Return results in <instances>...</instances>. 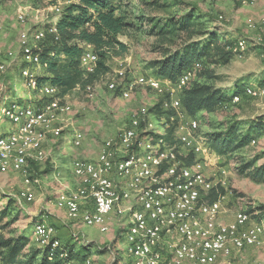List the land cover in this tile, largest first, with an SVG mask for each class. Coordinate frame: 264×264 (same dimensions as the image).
Listing matches in <instances>:
<instances>
[{"label": "built area", "instance_id": "1", "mask_svg": "<svg viewBox=\"0 0 264 264\" xmlns=\"http://www.w3.org/2000/svg\"><path fill=\"white\" fill-rule=\"evenodd\" d=\"M236 1L243 5L259 2ZM59 2L67 5L79 0ZM58 4L55 7L60 16L62 8ZM19 19L24 22V15L20 14ZM262 21L264 23V18ZM56 24L57 21L48 29L32 33L24 30L20 34V58L26 64L21 74L27 85L40 93V101L24 107H18L15 102L0 104V120L5 118L11 122L10 129L0 128V171L22 174L24 188L18 198L26 202L35 199L36 181L30 173V164L47 157L44 146L47 138H58L65 129H70L76 147L84 139L83 132L66 116L72 109L71 104L60 95L57 86L40 85L30 67V64H42L38 43L45 38L46 32L56 33ZM256 43H262V38ZM248 45L246 39H238L231 49L241 55ZM0 56L16 57L13 51L2 48ZM97 64V53L91 45L85 44L81 69L87 75ZM5 70V64L0 63V75ZM192 77V70L183 72L175 82L152 75H133L121 64L108 80L109 89H119L125 98L139 86L167 89L169 100L164 108L175 111L170 119L177 122L176 133L183 148L182 155L187 157L191 151L195 155L191 164L180 157L175 147L165 140L164 134H160L156 142H153L154 137L149 139L150 134L157 131L149 108L142 107L117 136L104 141L96 159H76L72 163L78 187L58 191L56 204L66 210L71 220L97 226L102 232L110 229L107 222L111 216L118 223L129 225L126 254L130 264H219L224 260L231 264L234 251L264 247V222H253L252 214L245 210L237 211L232 220L223 222L225 193L215 200L209 199L210 192L217 185L207 171L211 149L207 138L198 133L199 121L187 115L181 101V91ZM86 90L90 92L92 86H87ZM262 96L264 83H249L244 86L242 94L232 97L231 102L238 104L244 97ZM162 127L166 129L164 125ZM141 134H144L142 138ZM219 173L223 177L226 170L220 169ZM218 183L224 187L225 182L220 180ZM56 234L57 228L52 224L40 222L34 228V239L40 247H61L62 241ZM66 255L63 253L61 257ZM69 264H91V259Z\"/></svg>", "mask_w": 264, "mask_h": 264}, {"label": "rangeland", "instance_id": "2", "mask_svg": "<svg viewBox=\"0 0 264 264\" xmlns=\"http://www.w3.org/2000/svg\"><path fill=\"white\" fill-rule=\"evenodd\" d=\"M59 1L0 0V18L3 21L0 48L13 51L16 55L15 58L0 56V63L6 66L5 72L0 75L1 103L15 102L18 107H24L26 104L40 101V93L29 87L21 74L26 64L20 58V34L24 30L32 33L48 29L59 13L55 6L58 3L61 8L66 5ZM117 1L135 5L134 0ZM180 1L184 2L185 6H196L202 14L212 20L208 25L220 27L221 34L227 38L233 41L246 39L249 42L248 49L243 54L235 56L228 64L215 67L217 78L212 81L214 85L233 90L237 85L242 88L249 83H264V0L250 5H243L236 0ZM20 14L24 15V22L19 19ZM136 23L138 26L139 22ZM259 38H262L260 44L256 43ZM119 39L127 44L128 49L109 58L110 70L92 84V90L88 92L86 88L79 86L63 96L72 108L66 116L83 132L84 139L82 144L76 147L70 129H65L58 138L48 137L49 140L45 144L47 157L30 164V173L36 181L35 199L31 202H26L23 198L19 200L20 192L24 188L22 174L0 171V226L6 236L24 234L29 237L27 250L40 247L34 239V228L45 215V223L55 224L58 228L56 235L63 243L70 244L76 251H80L83 245L86 246L85 257L75 261L90 258L91 264H130V258L126 254V232L129 229L127 223H117L113 226L115 221L109 220L107 223L110 229L102 232L97 226L69 219L64 209L56 204L57 189L61 188L59 180L69 182L68 180L74 178L72 163L76 159H96L104 141L117 136L121 129L128 126L133 114L140 108H149L156 134L167 133L162 127V113L154 109L161 101L168 102L169 93L166 88L154 90L139 86L125 98L120 90H111L108 87L109 78L114 76L115 70L121 64L133 75L154 76L148 65L151 61L163 57L159 41L155 36L146 34L143 29L138 30V27L131 28L128 35H120ZM30 67L37 77L47 74L44 64H30ZM262 115L264 96L244 97L238 104L228 102L213 113L203 112L197 117L198 133L208 138L212 133L224 130L233 118L253 120ZM10 124L8 119L0 120V128L7 130ZM143 135L141 134L140 138ZM154 135L152 132L149 139ZM174 135L178 137L176 130ZM255 140V143L251 142L246 147L225 155L217 154L209 146L211 162L207 167L208 174L217 184L215 189L219 194L223 189L226 195L223 202V222L232 220L235 213L241 210L250 211L253 222H264V183L254 181L240 172L241 166L249 160L261 156L256 165L264 162V131L255 137ZM175 149L182 155L180 142L175 145ZM223 168L226 173L222 177L219 170ZM220 180L225 182L224 187L218 183ZM253 261L264 262V247L234 251L230 259L231 264H250ZM219 264H226V260Z\"/></svg>", "mask_w": 264, "mask_h": 264}, {"label": "trees", "instance_id": "3", "mask_svg": "<svg viewBox=\"0 0 264 264\" xmlns=\"http://www.w3.org/2000/svg\"><path fill=\"white\" fill-rule=\"evenodd\" d=\"M134 1V6L117 0H79L65 5L56 33L46 32L38 43L42 64L47 68V74L38 77L39 84L57 86L62 96L79 86H92L110 70L109 58L128 49L120 35H128L131 28L138 27L160 43L163 57L148 65L154 76L175 82L183 72L193 71V77L181 91L182 108L188 116L197 118L203 112L213 113L231 102L235 94H242L244 87L239 85L225 90L212 83L217 78L215 67L230 63L238 54L231 49L236 41L221 34L220 27L209 26L212 20L208 16L180 0ZM85 44L91 45L98 55L97 67L87 75L81 69ZM165 103L161 101L154 109L162 113V125L167 131L163 137L175 147L179 143L174 135L177 122L170 119L175 111L164 108ZM263 131L264 115L253 120L233 118L224 130L212 133L207 140L217 154L225 155L246 147ZM158 138L160 135L155 134L153 142ZM180 157L191 164L195 155L191 151L187 157ZM260 158L244 163L240 172L264 183V162L256 165ZM220 192L225 193L223 189ZM219 195L214 188L210 201ZM29 243L24 234L6 236L0 226V264H69L87 253L85 245L80 251L63 242L56 249L46 246L27 250ZM63 253L66 257H61Z\"/></svg>", "mask_w": 264, "mask_h": 264}, {"label": "crops", "instance_id": "4", "mask_svg": "<svg viewBox=\"0 0 264 264\" xmlns=\"http://www.w3.org/2000/svg\"><path fill=\"white\" fill-rule=\"evenodd\" d=\"M59 18H60V16L58 15L57 17H56V20L55 21H57L58 22V20H59ZM3 102H5V101H3ZM11 128V126H9V129ZM3 129V128H2ZM4 130H6V129H4ZM8 130V129H7ZM50 137V136H49ZM48 140H49V138H47V140H46V142L44 143V146H45V144L48 142ZM33 162V161H32ZM31 162V163H32ZM34 163V162H33ZM73 173V172H72ZM73 176H74V174H73ZM63 179V178H62ZM69 182H63L62 180H59V182H60V184H61V188H58L57 189V192L59 191V190H61V189H64V190H74V189H76L77 187H78V181H77V179L74 177L73 179H71V181L70 180H68ZM65 212H66V210H64ZM32 215H33V213H31ZM66 214H67V212H66ZM47 216H45V215H43L42 216V218H41V220H39L38 222L40 223V222H46V218ZM110 221H115L114 223H113V226H115L114 224H117L118 222L116 221V219H115V217L114 216H111V218H110ZM51 224V223H50ZM52 225H54L55 226V224H52ZM58 226H60L59 224H58ZM57 228V227H56ZM65 229V228H64ZM57 232H58V228H57ZM59 238V237H58ZM60 239V238H59Z\"/></svg>", "mask_w": 264, "mask_h": 264}]
</instances>
